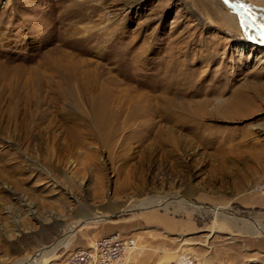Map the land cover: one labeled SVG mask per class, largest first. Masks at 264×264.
Returning <instances> with one entry per match:
<instances>
[{
  "label": "rangeland",
  "instance_id": "374dc122",
  "mask_svg": "<svg viewBox=\"0 0 264 264\" xmlns=\"http://www.w3.org/2000/svg\"><path fill=\"white\" fill-rule=\"evenodd\" d=\"M233 1L264 20V0ZM248 31L223 0H0V264L112 212L49 264L113 232L135 241L124 264H264V46Z\"/></svg>",
  "mask_w": 264,
  "mask_h": 264
},
{
  "label": "bare ground",
  "instance_id": "6f19581e",
  "mask_svg": "<svg viewBox=\"0 0 264 264\" xmlns=\"http://www.w3.org/2000/svg\"><path fill=\"white\" fill-rule=\"evenodd\" d=\"M229 1H231L236 6V8L239 9V10H237L235 7H232L229 5L231 7V9L233 10V12L236 11L240 15V17L243 19L244 24H246V28L253 32V33H251L252 37H255L254 35L258 36V38L260 39V40L259 39L258 40L260 42H262V45L264 46V35L261 34L262 29L260 27L261 24H264V20L259 16V14L261 12L258 10H254L253 7H249L248 5L244 6V5H242V3L238 2V1H233V0H229ZM241 12L243 14H245V16ZM223 18L229 27L236 28V25H237L236 20L237 19H236L235 15H231L229 13H226V14L224 13ZM251 31H248V32H251ZM166 201H167L166 199H164L163 201L162 200L160 201V199L159 200H149L147 202H136V205H139L141 208H146L147 206L151 207V206H155V205L164 204ZM207 209H210L211 211H213L214 214L217 215V217L218 216H225L224 217L225 219L228 218L225 211L223 210V207H221V206L215 207L213 209H211V208H207ZM86 215H87V217H84L83 218L84 221L82 220L83 222H81L83 224L88 223L86 221V220H88V218H91V217L97 218V217L103 216L105 214L93 215L90 213V214H86ZM237 219H239V218H237ZM83 224H81V225H83ZM230 224H231V222H230ZM73 225H75L74 229L72 226L71 227L72 229L67 231V233L65 234V237H63V238L59 239L57 242H55V246H53L55 249L57 247L61 246L62 244L66 243V241L69 239V234L71 232H73V230L76 229L77 225L81 226L80 223L79 224L74 223ZM217 227L218 226L216 225V222H215V224L212 226V229H216ZM221 228H223V225L221 226ZM253 228H254L253 232L261 233V234L264 233V227H261L256 222H254ZM54 248L51 247V248L47 249V247H45L40 253L37 254V256L35 258H32V259L22 258L18 261V263L19 264H49L52 261V256L54 255V252H55ZM134 248H136L135 245H134ZM42 252H44V253H42ZM179 257H180L179 253H168L162 257L160 264L169 263V262H171V261H173ZM127 259H128V256L125 258V260H127ZM207 264H211V262L208 261Z\"/></svg>",
  "mask_w": 264,
  "mask_h": 264
},
{
  "label": "built area",
  "instance_id": "2783aa9c",
  "mask_svg": "<svg viewBox=\"0 0 264 264\" xmlns=\"http://www.w3.org/2000/svg\"><path fill=\"white\" fill-rule=\"evenodd\" d=\"M134 245L130 235L113 232L96 239L90 246L73 251L62 264H124Z\"/></svg>",
  "mask_w": 264,
  "mask_h": 264
},
{
  "label": "water",
  "instance_id": "95a60500",
  "mask_svg": "<svg viewBox=\"0 0 264 264\" xmlns=\"http://www.w3.org/2000/svg\"><path fill=\"white\" fill-rule=\"evenodd\" d=\"M225 1L228 5L232 6V7H235L236 6L229 0H223ZM237 10H239L238 8H236ZM242 13V12H241ZM243 14V13H242ZM245 16V14H243ZM124 211V210H123ZM120 212V211H119ZM87 214H90V213H87ZM118 212H112V213H107L103 216H100V217H97V218H94V217H91V218H88V220H86L87 222H98V221H103V220H107V219H110L111 217L117 215ZM84 221V220H83ZM81 221V222H83ZM80 222V225L83 224Z\"/></svg>",
  "mask_w": 264,
  "mask_h": 264
},
{
  "label": "crops",
  "instance_id": "0c3cea01",
  "mask_svg": "<svg viewBox=\"0 0 264 264\" xmlns=\"http://www.w3.org/2000/svg\"><path fill=\"white\" fill-rule=\"evenodd\" d=\"M259 204L263 206V204H264V199H263V197H261V198L259 199Z\"/></svg>",
  "mask_w": 264,
  "mask_h": 264
},
{
  "label": "snow or ice",
  "instance_id": "6c2138e0",
  "mask_svg": "<svg viewBox=\"0 0 264 264\" xmlns=\"http://www.w3.org/2000/svg\"><path fill=\"white\" fill-rule=\"evenodd\" d=\"M260 27L262 29V33L261 34L264 35V24H261Z\"/></svg>",
  "mask_w": 264,
  "mask_h": 264
}]
</instances>
